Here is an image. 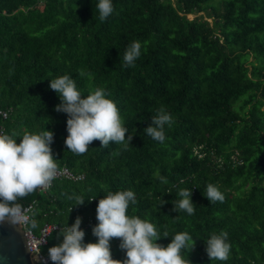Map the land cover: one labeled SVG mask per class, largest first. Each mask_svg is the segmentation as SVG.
Returning a JSON list of instances; mask_svg holds the SVG:
<instances>
[{"label":"trees","instance_id":"obj_1","mask_svg":"<svg viewBox=\"0 0 264 264\" xmlns=\"http://www.w3.org/2000/svg\"><path fill=\"white\" fill-rule=\"evenodd\" d=\"M97 4L0 0V112L7 113L0 131L15 133L17 144L25 133L53 132L58 169L75 177L18 201L31 207L26 228L34 235L57 227L41 254L53 264L49 248L78 216L84 243H96L99 200L131 190L137 202L127 214L167 232L158 244L181 232L193 237V250L182 252L191 264H264V0H112L103 22ZM134 41L141 55L130 67L124 54ZM63 75L84 97L108 93L129 129L125 138L135 129L131 145L102 148L96 140L82 155L66 148L68 116L54 110L61 101L49 87ZM161 107L172 117L163 143L144 134ZM208 184L224 202L204 197ZM183 189L192 191V215L173 211ZM221 231L229 259L210 261L205 242ZM110 243L113 259L123 261L121 241Z\"/></svg>","mask_w":264,"mask_h":264},{"label":"clouds","instance_id":"obj_2","mask_svg":"<svg viewBox=\"0 0 264 264\" xmlns=\"http://www.w3.org/2000/svg\"><path fill=\"white\" fill-rule=\"evenodd\" d=\"M96 7L102 22L114 11L112 0H98ZM140 55L141 44L134 41L125 51L126 65L134 67ZM49 87L61 101L54 110L68 116V135L64 143L69 151L82 155L96 140L100 141L102 148L109 147L110 142H127L131 145L135 129L126 139L129 129L124 126L116 104L106 98L108 93L104 89L98 88L84 97L77 89L75 79L69 75L50 80ZM151 121V125L144 129V134L163 143L166 138L165 125H171L172 117L161 107L158 114L151 117ZM14 136L15 133L0 135V222L17 224L29 220L27 209L18 201L37 188L49 187L59 169L50 147L54 142L53 132L45 130L39 134L25 133L19 144ZM161 179L163 181L164 178ZM203 195L211 203H222L225 199L213 184L207 185ZM178 196L181 199L173 203V211L194 214L196 206L191 200L192 191L180 190ZM75 199L76 206L85 202L82 197ZM136 202L131 190L109 193L99 200L96 208L98 223L92 229L93 236L97 238L96 243H84L81 217L78 216L71 227L67 223L60 229L63 242L48 250L53 264H191L189 259H184L182 252L187 250L189 255L193 250V237L187 232H181L175 234L166 247L158 244V240L168 238V233L164 232L161 236L155 224L138 216L130 217L127 210L130 204ZM31 223L35 227V220ZM113 239L121 241L119 247L126 254L123 261L112 257L110 242ZM205 243L210 261L229 259L231 245L226 231L210 234Z\"/></svg>","mask_w":264,"mask_h":264},{"label":"water","instance_id":"obj_3","mask_svg":"<svg viewBox=\"0 0 264 264\" xmlns=\"http://www.w3.org/2000/svg\"><path fill=\"white\" fill-rule=\"evenodd\" d=\"M0 264H33L20 223L0 222Z\"/></svg>","mask_w":264,"mask_h":264},{"label":"built area","instance_id":"obj_4","mask_svg":"<svg viewBox=\"0 0 264 264\" xmlns=\"http://www.w3.org/2000/svg\"><path fill=\"white\" fill-rule=\"evenodd\" d=\"M0 114L2 115L3 118L7 117L6 112H0ZM0 135H3L2 130L0 131ZM56 179H65L69 181V180H74L75 177L72 175V173L68 169L61 168L59 169L58 175L54 180ZM50 186L47 188H44V187L37 188V191L45 193L50 189ZM25 209H27L26 215L29 217L31 207H27ZM28 222L29 220L27 222H19V223L23 226L25 236H26L28 251L31 255L33 264H49L50 260L41 254L40 248L47 243L46 239L48 238V236L51 234L52 231L57 229V227L54 225L46 224L41 228L39 235L36 236L32 233V231L26 228Z\"/></svg>","mask_w":264,"mask_h":264},{"label":"rangeland","instance_id":"obj_5","mask_svg":"<svg viewBox=\"0 0 264 264\" xmlns=\"http://www.w3.org/2000/svg\"><path fill=\"white\" fill-rule=\"evenodd\" d=\"M200 15H202V14H198V15H196V16H200ZM193 15H191V16H188V19H193ZM207 21L209 22V23H211V20L210 19H207Z\"/></svg>","mask_w":264,"mask_h":264}]
</instances>
